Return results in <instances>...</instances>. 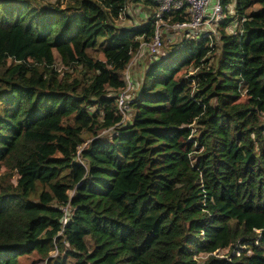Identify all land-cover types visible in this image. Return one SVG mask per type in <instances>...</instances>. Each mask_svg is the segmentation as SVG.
Segmentation results:
<instances>
[{
    "label": "trees",
    "instance_id": "16d2710c",
    "mask_svg": "<svg viewBox=\"0 0 264 264\" xmlns=\"http://www.w3.org/2000/svg\"><path fill=\"white\" fill-rule=\"evenodd\" d=\"M221 1L120 121L155 1L0 0V264H264V0Z\"/></svg>",
    "mask_w": 264,
    "mask_h": 264
},
{
    "label": "built area",
    "instance_id": "2783aa9c",
    "mask_svg": "<svg viewBox=\"0 0 264 264\" xmlns=\"http://www.w3.org/2000/svg\"><path fill=\"white\" fill-rule=\"evenodd\" d=\"M156 5L153 9L152 15L154 16V31L150 38L146 41H142L139 48L134 53V56H139L146 47L147 54L154 56L158 54L162 47V37L164 34H175L178 32L181 34L190 32L191 34L198 35L203 32H207L208 35H212L216 32L212 22L216 20L222 14L223 4L221 0H154ZM185 9L188 13V18L183 21L169 22L165 18V14L172 10ZM143 48V49H142ZM132 68V67H131ZM130 64L126 67L125 87L119 92L117 98L118 110L121 114V120L123 121L129 115L128 100L132 93V78L130 76ZM64 211H67V205L64 206ZM66 215L64 214V221H66Z\"/></svg>",
    "mask_w": 264,
    "mask_h": 264
},
{
    "label": "rangeland",
    "instance_id": "374dc122",
    "mask_svg": "<svg viewBox=\"0 0 264 264\" xmlns=\"http://www.w3.org/2000/svg\"><path fill=\"white\" fill-rule=\"evenodd\" d=\"M41 1V4H47L48 3V1H51V0H40ZM130 9H131V7H130ZM218 17V19H220L221 17H222V14L221 15H219V16H217ZM135 19H136V21H138L139 19H138V16H136L135 17ZM134 20H129V22H133ZM181 31V33H183V30H180ZM179 32V31H178ZM177 32V33H178ZM186 36H196V35H194V34H191L190 32H186V33H184ZM176 36V35H175ZM171 39H174V37H172ZM143 48H145L146 49V47H143ZM142 48V49H143ZM162 51V48H161V50H160V52ZM94 54H96V53H94ZM85 55L87 56V53H85ZM145 56H146V58H148V54H146L145 53ZM135 60H137V56H133L132 57V61L130 62V69H131V67H133V62H135ZM141 67V69H143V66H140V65H136V68L138 69V68H140ZM193 67H190L189 69H192ZM104 83H105V85H106V87L109 89V91H111V92H113V91H115V89L116 88H114V87H117V85L114 83V82H112L111 80H106V81H104ZM52 253L53 254H56V251H52ZM35 256L33 255V253L32 254H30L28 257H22V259H21V262L23 263V262H30V261H32V263L33 264H40L39 262H34L33 261V258H34ZM42 264H46V262H45V260H43L42 261Z\"/></svg>",
    "mask_w": 264,
    "mask_h": 264
},
{
    "label": "crops",
    "instance_id": "0c3cea01",
    "mask_svg": "<svg viewBox=\"0 0 264 264\" xmlns=\"http://www.w3.org/2000/svg\"><path fill=\"white\" fill-rule=\"evenodd\" d=\"M133 7H134V12H133L134 13V16L135 17L138 16V19L141 20L146 15V13H147V7H144L143 5H141L139 3L136 4V5H133ZM144 9H145V11H144ZM130 20H134L135 22H137L135 18H131ZM128 21L129 20H127L125 22H128ZM177 34L178 33L175 32V34H169L168 37L170 39L172 37L175 38V35H177ZM142 52L143 53L141 55L137 56V60H135V62H133L134 64H133V67L130 70V76H131V74L133 76L139 74L141 67L137 69L136 68V65L144 66V63L147 61V58L145 56V53L147 54V51L144 49V50H142Z\"/></svg>",
    "mask_w": 264,
    "mask_h": 264
}]
</instances>
